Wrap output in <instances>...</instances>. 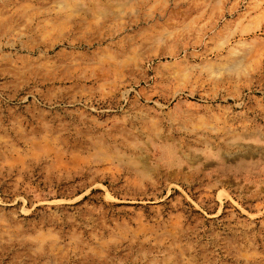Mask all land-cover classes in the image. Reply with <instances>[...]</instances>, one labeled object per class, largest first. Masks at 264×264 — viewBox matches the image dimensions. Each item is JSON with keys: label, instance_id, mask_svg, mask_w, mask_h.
<instances>
[{"label": "rangeland", "instance_id": "rangeland-1", "mask_svg": "<svg viewBox=\"0 0 264 264\" xmlns=\"http://www.w3.org/2000/svg\"><path fill=\"white\" fill-rule=\"evenodd\" d=\"M0 264H264V0H0Z\"/></svg>", "mask_w": 264, "mask_h": 264}]
</instances>
